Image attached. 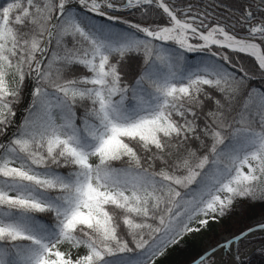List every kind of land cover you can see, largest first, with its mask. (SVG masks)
Segmentation results:
<instances>
[{
    "label": "snow or ice",
    "instance_id": "1",
    "mask_svg": "<svg viewBox=\"0 0 264 264\" xmlns=\"http://www.w3.org/2000/svg\"><path fill=\"white\" fill-rule=\"evenodd\" d=\"M226 218L192 264L264 260V0H0V264H158Z\"/></svg>",
    "mask_w": 264,
    "mask_h": 264
},
{
    "label": "trees",
    "instance_id": "2",
    "mask_svg": "<svg viewBox=\"0 0 264 264\" xmlns=\"http://www.w3.org/2000/svg\"><path fill=\"white\" fill-rule=\"evenodd\" d=\"M232 0H224L225 4L231 3ZM202 54L200 53H188V57L190 60L195 61L197 60ZM259 214V208H257L256 215ZM253 217V218H254ZM233 219V218H226L225 220ZM235 221H248V220H240L239 218L234 219ZM249 222V221H248ZM201 248H199V243L196 237H192L187 240L186 243L179 247H175L171 249L167 255L161 258L158 264H188L192 259L196 258L200 254ZM199 252V253H198ZM257 264H264V260H260L257 257Z\"/></svg>",
    "mask_w": 264,
    "mask_h": 264
},
{
    "label": "rangeland",
    "instance_id": "3",
    "mask_svg": "<svg viewBox=\"0 0 264 264\" xmlns=\"http://www.w3.org/2000/svg\"><path fill=\"white\" fill-rule=\"evenodd\" d=\"M259 214L256 215L254 218H258ZM248 221H243V222H238L235 221L234 219H228L225 220L223 225H213V230L204 233L203 235L197 236V241L199 243V248H201L200 252L202 251V248L206 243L212 242L214 239L218 238L219 236L225 234L226 231H235L239 228H242L247 224ZM199 253V252H198ZM198 256H196L197 258ZM196 258L192 259L189 263L194 261ZM188 263V264H189Z\"/></svg>",
    "mask_w": 264,
    "mask_h": 264
},
{
    "label": "water",
    "instance_id": "4",
    "mask_svg": "<svg viewBox=\"0 0 264 264\" xmlns=\"http://www.w3.org/2000/svg\"><path fill=\"white\" fill-rule=\"evenodd\" d=\"M189 264H192V262H191V263H189Z\"/></svg>",
    "mask_w": 264,
    "mask_h": 264
}]
</instances>
